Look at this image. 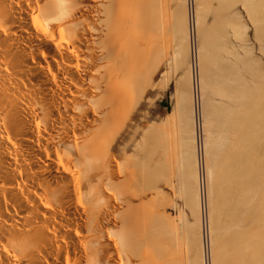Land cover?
Listing matches in <instances>:
<instances>
[{
    "label": "bare ground",
    "instance_id": "bare-ground-1",
    "mask_svg": "<svg viewBox=\"0 0 264 264\" xmlns=\"http://www.w3.org/2000/svg\"><path fill=\"white\" fill-rule=\"evenodd\" d=\"M212 1L0 0V264H264V65L245 31L218 26L223 14L208 25ZM223 1L241 4L228 16L238 27L258 21L264 50V0ZM210 36L229 43L218 65L230 78L201 64ZM156 48L187 63L193 136L146 110ZM211 82L226 101L204 98Z\"/></svg>",
    "mask_w": 264,
    "mask_h": 264
},
{
    "label": "rangeland",
    "instance_id": "rangeland-1",
    "mask_svg": "<svg viewBox=\"0 0 264 264\" xmlns=\"http://www.w3.org/2000/svg\"><path fill=\"white\" fill-rule=\"evenodd\" d=\"M211 1H212V0H211ZM216 1L219 2V4H217ZM230 1H233V0H230ZM212 2H213V3H211V5H210L211 7L209 6V9L207 8V10H209V12H208L207 10L205 11V15H206V16H205V20L207 19V22H210V24H208V25H211V27H215L218 23H221V22H223L224 20H226V25H223V23H222V26H220L221 24L218 25V26L221 27V28H224V29H229V28H230V30H228V32L233 30L232 37H234L235 34H238V35H239L240 32H242V33L244 34V31H245V34H244V37H243V38H244V42H245V43H248V44H246V46H253L252 48H250V51H247V52H249L250 54L247 53V55H245V56H247V58H248L249 55H250L251 57H252V56L254 57V56H257V55H262V56L260 57L261 60H260L258 63H260V62H262V61L264 62V60H263V59H264V58H263L264 54H262V53L264 52V50H263V49H261V51H260V50H257V49H258L257 47H259L258 45H261V46H262V44H263L262 41L259 39V37H261V36H259V35H261V34H263V33H261V32H260V34L258 33V32L260 31V30H259V26L257 27V24H258L257 22H258V21L256 22V20L253 19L252 16L250 17V16H249L250 14L247 13L248 16L245 15V21H246L245 23H246L247 28H246V29H244L243 27L240 28V27H238V25H237L238 20H236V18H235V19H232V20H236V22H235V24L237 25V26H236V25L234 24V21H232V20L230 21V20H229V17H230V14H231V11H232V10L234 11V10L237 9L236 11H238V10L240 11L239 8H240L241 4H239V5H240V6H239V5H237V3H234V1H233V3H232V7H231V6H229V5H231V4H228V5H227L224 1H223V3H222L221 0H220V1H219V0H214V1H212ZM220 2H221V4H223V5H221ZM228 3H230V2L228 1ZM238 3H239V2H238ZM240 3H241V2H240ZM235 4H236L238 7H237ZM212 5H213V6H212ZM214 5H220V6H214ZM221 6H222V7H221ZM214 7L219 8V10H218L219 12H217V10H216L217 8H214ZM223 7H224V9H222V10L220 11V8H223ZM227 7H228V8H227ZM226 8H227V10H225ZM213 12H214V13H213ZM223 12H224V13H223ZM215 13H216V14H215ZM217 13H219V14H220V13L223 14L224 17H223V15L220 14V16L223 17V18H225V17L227 18V17L229 16V17H228L229 24L227 23L228 21H227L226 18L222 20V18L219 17L220 20H221V22H220V20H219L218 17H217V19H218V20H217L216 17H215L216 15L219 16V14H217ZM229 13H230V14H229ZM226 14H227V16H226ZM228 14H229V15H228ZM244 14H246V13L244 12ZM246 16H247V17H246ZM215 19L217 20L216 22H215ZM208 20H209V21H208ZM213 20H214V21H213ZM211 21H213V24H211V23H212ZM230 22H231V23H230ZM255 23H257V24H255ZM224 24H225V22H224ZM259 25H260V24H259ZM218 26H217V27H218ZM256 28H257V29H256ZM260 28H261V27H260ZM209 29H210V27H209ZM213 29H214V28H213ZM231 29H232V30H231ZM262 29H263V28H262ZM214 30H215V29H214ZM211 31H212V30H211ZM226 31H227V30H226ZM228 32H226V33H228ZM262 32H263V30H262ZM213 33H214V32L212 31V34H213ZM212 34H211V35H212ZM224 34H225V30H224ZM254 34H255V35H254ZM215 35H216V34H215ZM245 35H246V36H245ZM212 37H215V36H212ZM216 37H217V36H216ZM256 37H257L259 40H258ZM215 39H217V38H215ZM215 39H214V38H211V36H210V41H211L210 43H212V45L209 43V49L212 48L214 52H213L211 49L209 50L208 48H207L208 51H206L205 48H204V52L206 51V53L204 54V56L206 55L205 57H206L207 60H205V57H204V59L202 58L204 61L201 62V64H202V65L205 64V66L207 67V64H206V63L208 62V67H209V65H210L211 68L213 67V69H211V70H212V73H213V70H214V69H216V70L220 69V66H221V65H222L223 67L226 66V68H224V71L222 70V67H221V69H220L221 72H220V73H219L218 71H217V73H216V70H214L215 73H216V75H217V74H218V75H223V76L225 77V76H228V74H229V73H228V74L226 75V73L229 72V70L226 72L225 69H229V66H230V65H231L230 67H232V64L229 65V63H230L229 61H228V62H229L228 65H227V64H226V63H227V60H226L225 58H222V57H224V55H229V53H230V51L227 50V49H228L227 46H228L229 43L226 44L225 42H222L223 44L221 43V44L218 45V39H217V40H215ZM261 39H262V38H261ZM214 41H215V42H214ZM226 42H229V41H226ZM172 43H173V42H172ZM172 43L168 44V45H170L172 48L169 47V48H170L169 50H168V46H167V48H166L167 52H168V53H171V54H172V52H173L172 50H173V48H174V47L172 46ZM224 43H225V44H224ZM222 45H223V46H222ZM224 45L226 46L225 48H223ZM210 46H213V47H210ZM157 47H158V46H157ZM175 47H176V46H175ZM171 49H172V50H171ZM248 49H249V48H248ZM155 50H156V52H158V53L161 52V51H160L159 49H157V48H156ZM243 50H244V49H243ZM170 51H172V52H170ZM210 51H212V52L210 53V55L212 54L211 56L209 55V52H210ZM225 51H228L229 53H227V52H225ZM257 51H259V52H261V53L259 54ZM262 51H263V52H262ZM156 52H155L154 55L157 54ZM163 52H164V51H163ZM207 52H208V53H207ZM222 52H224V53H226V54H224V53H222ZM161 53H162V52H161ZM161 53L158 54L156 57H154V59H155V58H157V59H155V60L153 59L154 68H155L156 72L153 71V75H152V77H151V79H153V81H151V82H152V85H153V83H155V84L149 89V94H148V96L151 94V95L149 96V104H150V101L152 102V101L154 100L153 98H155V100L152 102V104H150L151 106L149 105V106H150L149 108H146V107H144V106L141 107L139 113H142V112L144 113V111H146V110H150V109H151V113H152V117H153V123H154L156 120H157L156 122L159 123V122H158V119L161 120V119H163V118L165 117L163 120L166 119V121L168 120V122H169V120L171 119V120H170V123H171V122L173 123V122L178 121L177 123H175V124H178V123L180 122V123H179L180 126H181L182 128H184V127L186 128V129L184 128L185 130L183 129L184 131H186L187 128H188V129H190V132H191V131L194 132V130L191 129V127L194 128L193 125H194V122H195V121H194L195 118L192 119V117L194 116V110H193V109H194V99L196 98V99H195V100L197 101L196 104L199 103V105H196L197 108L199 107V108H198V111H200L201 104H200L199 97H198V96H197V97H194V95H195V94H194V87H193L194 84H193L192 80H190V79H191V78H189L190 76H189V77L187 76L188 73H186L187 71L185 70V68H186V66H187V63H186V61H182V62H183L182 65H176V64H175V60H176V59L170 57L171 54H168V53L165 52L164 55H163V53H162L163 57H161V56H162ZM231 53H232V52H231ZM214 54H215V55H214ZM218 54H219V55H218ZM248 54H249V55H248ZM208 55H209L210 57H209ZM221 55H222V56H221ZM167 56H168V57H167ZM202 56H203V54H202ZM207 56L209 57V60H208ZM218 56H219V57L221 56L220 58H221L222 60L224 59L225 61L219 60ZM230 56H232V58H235V57H236V56L234 57L233 54H231ZM245 56H241L242 59H243V57H245ZM160 57H161L162 59H161ZM169 57H170V58H169ZM159 58H160V59H159ZM167 58H168V60H167ZM216 58H217V59H216ZM170 59H173L174 61H172V60H170ZM183 59L186 60V57L183 56ZM251 59H252V58H251ZM210 60H211V61H210ZM214 60H216V61H214ZM238 60H240V59H238ZM245 60H246V63H243ZM245 60H243V61L241 60L242 62L240 61L241 63H243V64H241V65H242L241 68H243L242 70H244V71H245V74H246V75H243V76H244V77L246 76V78L249 80V81H247V82H249L248 84H250L251 86L254 84V85H253V87H254V86L258 83V82H257L256 80H254V78L252 77V76L255 75V74H253L254 72L251 73L250 71H249V72H247V71H248V70H251V69H249V68H252L253 71H256V70H254L253 67H250V66H254V67L257 66V64H256L257 61H254V62H256V63L253 62V64H254V65H253L252 62H251L252 60H249V59H248L249 62H250V63L248 62L249 65H250V66H249V65L247 64V59H246V58H245ZM170 61H171V62H170ZM205 61H206V62H205ZM218 61H219V62H218ZM220 61H222V62H226V63H225L224 65H223V64H221V65L219 64V65H220V66H219L218 63H222V62H220ZM157 62H159V63H157ZM184 62H185V63H184ZM209 62H211V63H209ZM212 62H213V63L215 62L214 65H213ZM235 62L238 64V66H237V67H238V70H237V71H238V73H239V75H240V77H241V74H242L243 71H239V68H240V67H239V65H240L239 63H240V62H239V61H238V62L235 61ZM263 62H262L261 65H264ZM156 63L158 64V66L156 65L157 68H156V66H155ZM167 63H168V64H167ZM170 63H172V64H171V65H172V67H171L172 69L170 68ZM173 63H174V64H173ZM237 64H234V66L237 65ZM251 64H252V65H251ZM175 65H176V66H175ZM185 65H186V66H185ZM243 65H245V66L248 65L249 68H248V66H247V68H246V67H244ZM166 66H167V67H166ZM177 66H181V67L176 68ZM182 66H183V68H182ZM168 67H169L170 69H168ZM173 67H174V68H173ZM203 67H204V66H202L201 69H203ZM206 67H205L203 70H205ZM208 67H207V68H208ZM210 67H209V71H208L209 73H211ZM237 67H236V68H237ZM261 67H262V66H261ZM256 68H257V67H255V69H256ZM186 69H187V68H186ZM163 70H165V73H164V74L162 73ZM169 70H170V71H169ZM183 70H184V71H183ZM203 70H202V71H203ZM246 70H247V71H246ZM252 70H251V71H252ZM167 71H168V72H167ZM237 71H236V72H237ZM263 71H264V67H263ZM166 72H167V74H166ZM171 72H172V74H171V77H170L168 74L171 73ZM195 72H196V73H195ZM203 72H205V71H203ZM206 72H207V71H206ZM206 72H205V74L212 75V74H209V73H206ZM240 72H241V74H240ZM160 73H161V75H160ZM215 73L213 74V76H215ZM248 73H249V75H247ZM255 73H256V72H255ZM194 74H197V70H196V71L194 70ZM234 74H235L234 70L231 69V70H230V74H229V78H230L231 76H233ZM236 74H237V73H236ZM243 74H244V73H243ZM252 74H253V75H252ZM165 75H166V76H165ZM208 75H206V76H208ZM218 75H217V76H218ZM250 75H251L252 78L249 77ZM161 76H162V77H161ZM164 76H165L166 78H164ZM167 76H168V77H167ZM195 76H196V75H195ZM206 76H205V77H206ZM237 76H238V74H237ZM160 77H161L162 79H159ZM187 77H188V78H187ZM211 77H212V76H211ZM168 78H170V79H168ZM180 78H181V79H180ZM195 78H196V77H195ZM227 78H228V77H227ZM227 78H224V79L226 80ZM238 78H239V77H238ZM246 78H243V79H246ZM249 78H250L251 81H252L251 83H253V81H254L253 84L250 83V79H249ZM255 78H256V77H255ZM163 79H164V80H163ZM165 79H167V81H165ZM183 79H184V81H183ZM188 79H189V80H188ZM232 79H234V77H232ZM252 79H253V80H252ZM160 80H161V81H160ZM176 80H177V81H176ZM228 80H229V79H227V82L229 83ZM157 81H158L159 83H158ZM255 81H256L257 83H255ZM163 82H164V83H163ZM186 82H188V83H186ZM184 83H185V85H184ZM211 83H212V84H215L214 87H213V89H212V86H213V85H212V86L210 85ZM211 83L208 85V87H207V84L205 85V88L207 87L208 89L206 88L207 92H206V91H205V92L203 91L204 98H205L206 96L209 95L208 97H211V98H213V99H216V101H219V103H221V100L226 101V100H225L226 97H225L224 95H223L224 98H223L222 96H219V95H221L220 93H221L222 91H223L222 94L225 93L224 90L226 89L227 85L225 86V88H223V90H222L220 93H219V92H218V93H217V92L214 93V91H219V90L222 89V88H221V89L219 88L221 84H220V83H217V84H218V86H217L218 89H217V88L215 87V86H216V82H215V83H214V82H211ZM159 84H160V85H159ZM163 84H164V86H163ZM230 84H231V83H229V85H230ZM229 85H228V88H229ZM250 85H248V86H249V90H251L250 92H253L254 89H253V90H252V88L250 89V87H251ZM155 86H157V88L159 87L158 89H160V90H158L157 88H156V89H152V88L155 87ZM161 86H162V89H161ZM209 86H211V87H209ZM223 86H224V85H223ZM230 87H231V86H230ZM255 87H256V86H255ZM151 89H152V90H151ZM163 89H164V90H163ZM184 89L186 90L187 99H188L189 101H188V100H187V101L184 100V103L181 102V103H182V106L179 104L181 107H179L178 105L176 106V104H177L176 99L178 100V98H177V95H178V94H175V93H176L177 91L179 92L180 90H184ZM214 89H215V90H214ZM185 90H184V93H185ZM212 90H213V91H212ZM156 91L158 92V95H157ZM209 91L213 92L214 94H211V92H209ZM153 92H154V93H153ZM160 92H161V94H160ZM163 92H164V93H163ZM180 92H181V91H180ZM155 93H156V94H155ZM207 93H210V94H207ZM152 94H153V95H152ZM162 94H163V95H162ZM215 94H217V96H216ZM161 95H162V96H161ZM211 95H212L213 97H212ZM158 96H159V97H158ZM215 96H216V97H215ZM218 96H219V97H218ZM219 98H220V99H219ZM221 98H222V99H221ZM175 103H176V104H175ZM219 103H218V105H219ZM184 104H185L184 107H185L186 109L183 107ZM223 104H224V103H223ZM223 104H222V106H220V107H223ZM152 105H154V106H152ZM220 105H221V104H220ZM140 106H141V103H140ZM155 106H156V107H155ZM173 106H174L175 110H174V108H172ZM188 106H189V108H188ZM176 107H179V111L182 110V109H180V108H183V110L185 109V111H184L185 113L183 112V110L181 111V113H183L184 115L188 114L187 112H189L190 110H191V111L193 110V112H192V113H193V116H189L190 114L192 115V113H190V114H188V116L186 115V118H184V115L181 114V113L178 111V109H177ZM192 107H193V108H192ZM143 108H146V110L143 109ZM191 108H192V109H191ZM172 109L174 110V113L176 112L177 114L175 113V115H174ZM187 110H188V111H187ZM141 111H142V112H141ZM186 111H187V112H186ZM191 111H190V112H191ZM198 111H197V112H198ZM171 112H172V113H171ZM178 112H179L180 114H179ZM169 113H170V114H169ZM165 114H166V115H165ZM178 114H179V116H178L179 118L177 117ZM162 115H163V116H162ZM181 115H183V117H180ZM139 116H141V114H139ZM156 116H157L158 118H157ZM175 116H176L177 118H176ZM168 117H169L170 119H168ZM172 117H175V118L173 119ZM190 117H191L192 120L190 119ZM155 118H156V119H155ZM180 118H181L182 122H181V120L179 121ZM187 118H188V119H187ZM141 119H142V118H141ZM172 119H173V120H172ZM183 119H184L185 121H184ZM154 120H155V121H154ZM175 120H176V121H175ZM189 120H191V121H189ZM193 121H194V122H193ZM156 122L154 123V124H155L154 127L157 126V125L159 126V125H161V124H164L163 121H160V124H157ZM168 122H167V124H168ZM140 123H141V124H144L145 121L140 120ZM181 123H182V124H181ZM156 124H157V125H156ZM165 124H166V123H165ZM167 124H166V125H167ZM179 124H178V125H179ZM190 124H193V125H190ZM171 125H172V124H171ZM171 125L168 124L167 126L170 127ZM182 125H184V126H182ZM190 126H191V127H190ZM154 127H153V128H154ZM204 127H205V126H204ZM204 127H203V126H199L200 129L198 128V130H197V139H198V141H200V142L202 141V139H203V137H204V135L202 136L203 131H204V132L206 131V130H203ZM170 128H171V127H170ZM156 129H158V127H157ZM156 129H154V130H156ZM172 129H173V126H172V128H171V133L174 131V130H172ZM184 131H183V132H184ZM190 132L187 131V132H184V133H188V134H185V135H189ZM193 132L190 133L191 136H193ZM199 133H200V134H199ZM173 134H175V133H173ZM173 134H172V136H175V135H173ZM204 134H206V133H204ZM170 136H171V135H170ZM191 136L189 135L188 137L190 138ZM199 137H200V138H199ZM263 149H264V147H263ZM200 159H201V157L199 158V161H198L199 164H197V165H199V166H198L199 168H198V167H197V168H198V171H201V172H202V171L204 170V168H203V164L201 165V161H202V159H201V160H200ZM202 163H203V161H202ZM201 167H202V168H201ZM201 169H202V170H201ZM202 189H203L204 191L202 190V193H203V194L201 193L202 203H201V205H200V207H201V208H200V211H202V213L200 212V214H201L203 217H201V218H202V219H201V220H202V221H201V222H202V223H201V224H202V225H201L202 227H201L200 230H202V229H203V230L200 231V232H204V233H203V234L200 233V234H201V236L204 235V237L206 238V237H208V235H210V234H209L210 232H209V226H208V225H209V223H208V221H209V220H208V213H207V211H206V210H207V207H206V199H205V192H206V191H205V188H204V187H203ZM202 197L204 198L205 201L203 200ZM186 207L189 208V206H187V205H186ZM189 210H190V209L187 210V208H186V214L188 213V214H187V219L190 220L192 216L190 215L191 213H190ZM170 211H171V210H170ZM204 213H205L206 215H205ZM174 214H175V213H174ZM204 216H205V217H204ZM188 217H189V218H188ZM205 226H206V227H205ZM206 229H207V230H206ZM198 231H199V230H198ZM206 231H207V234H206ZM198 233H199V232H198ZM198 233H197V236H195V238L197 237V238H196V242L199 241L200 238H202V237H200V235H199V238H198ZM205 234H206V235H205ZM206 250H208V249H206ZM210 251H211L210 249H209L208 251H205V260H207V261H208V260L210 261V255H211ZM207 252H208L209 256H208ZM207 256H208V257H207ZM208 258H209V259H208ZM209 261H208L207 263H209Z\"/></svg>",
    "mask_w": 264,
    "mask_h": 264
}]
</instances>
